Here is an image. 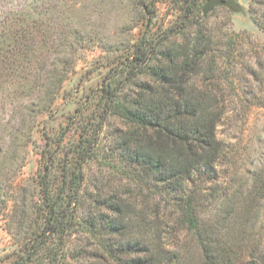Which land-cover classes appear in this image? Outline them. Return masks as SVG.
<instances>
[{
	"label": "rangeland",
	"instance_id": "374dc122",
	"mask_svg": "<svg viewBox=\"0 0 264 264\" xmlns=\"http://www.w3.org/2000/svg\"><path fill=\"white\" fill-rule=\"evenodd\" d=\"M206 1L0 0V264L23 252L37 215L41 176L48 168L53 186L60 184L61 170L74 163L73 150L81 140L90 138L93 146L84 166L83 195L106 196L128 181L126 162L114 149L125 127L121 118L108 114L92 134L104 106L102 88L119 82V99L133 94L137 85L127 78L136 57L149 48L155 53L190 42L197 33H206L213 46L211 90L223 112L215 133L225 155L214 181L228 192L235 211L233 230L225 238L236 251L245 241L256 240L264 248V198L257 202L247 196L257 180L264 181V29L253 21L264 17V0H232L239 9L217 6L203 15ZM137 78L138 83L150 79L147 73ZM190 82L199 88L202 76ZM203 181L195 184L207 217L213 214L209 194L214 184ZM162 203L157 196L148 217L164 229L160 245L192 251L184 260L197 262L199 254L182 229L175 226L164 235L172 227ZM248 209L251 217L259 210V217L247 233ZM81 211L79 221L86 217ZM95 231L75 227L66 233L57 264H120L102 247L106 237Z\"/></svg>",
	"mask_w": 264,
	"mask_h": 264
},
{
	"label": "trees",
	"instance_id": "16d2710c",
	"mask_svg": "<svg viewBox=\"0 0 264 264\" xmlns=\"http://www.w3.org/2000/svg\"><path fill=\"white\" fill-rule=\"evenodd\" d=\"M253 21L264 29V17ZM195 35L190 42L155 53L149 48L136 57L133 74L127 78L137 85L133 94L119 99V82L102 88L104 106L92 134H97L108 114L121 118L125 127L118 132L114 149L126 162L128 181L119 191L106 196L83 195L84 166L91 158L93 146L90 138L81 140V145L73 150L76 160L61 170L60 184L53 186L45 166L29 239L22 254L9 264L59 263L63 256L59 243L75 227L81 231L96 230L106 237L102 247L116 255L120 264H186L188 260L184 258L192 251L178 252L180 246L167 251L159 243L164 229L156 226L154 219H148L153 217L149 211H154L151 203L157 196L163 201L161 212L169 215L167 225L172 227L164 235H171L175 226L183 230L193 251L199 254L197 262L190 260L192 264H264V248L258 241H245V246L236 251L232 247L235 245L225 238L233 230L235 211L228 192L214 181L217 164L225 155L224 145L215 133L223 112L211 90L215 71L212 60L209 62L211 40L206 33ZM152 59L155 63H147ZM140 73H147L150 79L138 83ZM198 76H202L199 88L190 84ZM203 180L214 184L209 194L213 214L207 217L202 210L201 187L195 184ZM258 181L247 194L257 202L264 198V181ZM80 208L86 214L82 221L77 217ZM249 209L246 216L243 214L247 233L254 230L259 217V210L251 217ZM155 213L154 218L159 216ZM53 238L58 242L52 244ZM181 259L185 262L180 263Z\"/></svg>",
	"mask_w": 264,
	"mask_h": 264
},
{
	"label": "water",
	"instance_id": "95a60500",
	"mask_svg": "<svg viewBox=\"0 0 264 264\" xmlns=\"http://www.w3.org/2000/svg\"><path fill=\"white\" fill-rule=\"evenodd\" d=\"M217 6H225V7H231L233 9H239L232 0H207L203 4L201 8V12L203 15H205L207 12L211 11L213 8Z\"/></svg>",
	"mask_w": 264,
	"mask_h": 264
}]
</instances>
